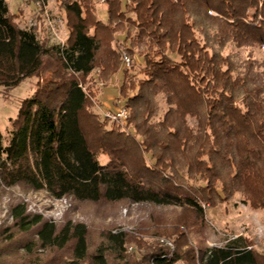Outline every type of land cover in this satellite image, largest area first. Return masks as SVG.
<instances>
[{"label":"trees","instance_id":"16d2710c","mask_svg":"<svg viewBox=\"0 0 264 264\" xmlns=\"http://www.w3.org/2000/svg\"><path fill=\"white\" fill-rule=\"evenodd\" d=\"M102 3L104 22L92 0L60 1L68 31L60 46L36 27L21 28L0 0V87L36 79L12 122L17 128L6 140L0 132V188L68 197L73 209H169L153 235L173 249L69 215L49 222L13 199L11 222L0 227V264H264V253L246 237L213 248L190 237L203 232V206L239 195L264 209V64L252 55L264 47V0ZM228 47L237 51L225 54ZM238 50L248 52L241 57ZM122 53L131 61L127 69ZM136 58L140 79L130 74ZM118 73L128 115L108 128L90 111L91 83L106 87ZM158 97L166 105L161 116ZM130 244L139 251L128 253Z\"/></svg>","mask_w":264,"mask_h":264},{"label":"rangeland","instance_id":"374dc122","mask_svg":"<svg viewBox=\"0 0 264 264\" xmlns=\"http://www.w3.org/2000/svg\"><path fill=\"white\" fill-rule=\"evenodd\" d=\"M9 11L16 15V22L21 28L36 27L38 34L48 37L50 43H64L67 38V28L63 11L59 7L61 0H43L44 11L36 5L37 0H5ZM92 7L95 14L101 21H106V8L101 0H92ZM40 17V18H39ZM119 38V36H116ZM230 51H237L231 47L225 50V54ZM241 57H244L248 50H238ZM253 58L264 64V47L252 52ZM175 62L179 58L174 54H167ZM121 69H125L121 62ZM127 69V68H126ZM143 63L136 58V66L130 72L136 79L143 77L141 71ZM95 74L90 76L94 79ZM121 81V74L112 77L109 84L104 87L99 81L92 84L95 94L90 111L97 115L102 121L101 113L104 110H114L118 106H123V100L118 98V85ZM36 79L27 78L17 87L5 90L0 87V132L6 140L9 132L17 128V124L12 122L17 118L21 101L29 98L35 89ZM85 89V86L83 87ZM103 88V89H102ZM160 106L159 116L166 110V105L161 97H158ZM188 124L194 128L195 121L187 118ZM108 128L111 123L108 122ZM131 129V128H130ZM101 163L107 161L105 156L99 157ZM201 184V183H200ZM13 199H18L26 208V213L39 215L47 221L56 224L64 222L66 216H70L73 222L85 223L95 229L112 228L113 232H126L137 237H143L156 242L155 239L163 237L154 236L155 226L159 222L168 220L171 210L149 206L147 204H92L86 203L73 209L71 199H66V204H61L51 199L44 191H23L19 187L0 188V227L11 222L8 210L9 203ZM204 210L205 226L199 235L191 234L190 237L197 245H205L208 248L221 247L227 239L237 236L246 237L251 241L253 249L264 253V209H253L248 204H244L239 195H235L228 203L219 204L215 207H202ZM61 213V214H60ZM129 248H131L129 250ZM139 251L134 245H128V253ZM3 261V259H1ZM181 264V263H178Z\"/></svg>","mask_w":264,"mask_h":264},{"label":"built area","instance_id":"2783aa9c","mask_svg":"<svg viewBox=\"0 0 264 264\" xmlns=\"http://www.w3.org/2000/svg\"><path fill=\"white\" fill-rule=\"evenodd\" d=\"M101 1L103 2L104 0H101ZM36 5L39 8H41V10H43V14H44L45 13V11H44L45 7L43 4V0H37ZM44 15H45V18L47 17L46 20L49 21L47 13ZM59 45L63 46V43H60ZM121 62L125 68H128L130 66V63H131L130 58L125 53H122V55H121ZM127 115H128L127 109L121 105L116 107L114 110H111V109L104 110L101 113L102 119L107 120L109 123H114V122L123 123L127 119ZM50 198L53 199L54 201L61 203V204H66V199H69L68 197H62V198L50 197ZM50 222H53V221H50ZM158 240H159V243L161 245L168 247L170 250L173 249V245H172L171 241H169L165 238H160ZM130 249L131 248H129V250Z\"/></svg>","mask_w":264,"mask_h":264},{"label":"crops","instance_id":"0c3cea01","mask_svg":"<svg viewBox=\"0 0 264 264\" xmlns=\"http://www.w3.org/2000/svg\"><path fill=\"white\" fill-rule=\"evenodd\" d=\"M40 18V17H39Z\"/></svg>","mask_w":264,"mask_h":264}]
</instances>
